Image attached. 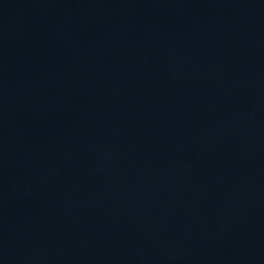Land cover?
Wrapping results in <instances>:
<instances>
[{
  "label": "water",
  "instance_id": "95a60500",
  "mask_svg": "<svg viewBox=\"0 0 264 264\" xmlns=\"http://www.w3.org/2000/svg\"><path fill=\"white\" fill-rule=\"evenodd\" d=\"M0 264H264V0H0Z\"/></svg>",
  "mask_w": 264,
  "mask_h": 264
}]
</instances>
